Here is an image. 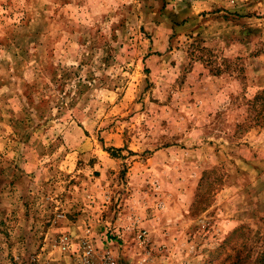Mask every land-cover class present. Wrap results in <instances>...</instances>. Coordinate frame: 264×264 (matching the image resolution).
Here are the masks:
<instances>
[{
	"label": "rangeland",
	"instance_id": "rangeland-1",
	"mask_svg": "<svg viewBox=\"0 0 264 264\" xmlns=\"http://www.w3.org/2000/svg\"><path fill=\"white\" fill-rule=\"evenodd\" d=\"M83 241L264 264V0H0V264Z\"/></svg>",
	"mask_w": 264,
	"mask_h": 264
},
{
	"label": "built area",
	"instance_id": "built-area-1",
	"mask_svg": "<svg viewBox=\"0 0 264 264\" xmlns=\"http://www.w3.org/2000/svg\"><path fill=\"white\" fill-rule=\"evenodd\" d=\"M61 245H62V249L65 250H69V241L67 239V237H63L61 240ZM73 250H71V253L73 254L74 252H72ZM105 260L102 263H98V264H117L116 260L114 259L113 256H111L108 252L105 254ZM81 259H80V264H94V249L92 248L91 244L89 241H83L81 243V255H80Z\"/></svg>",
	"mask_w": 264,
	"mask_h": 264
}]
</instances>
